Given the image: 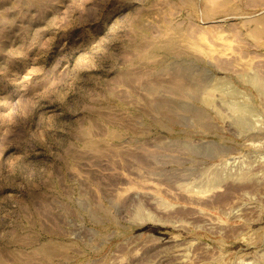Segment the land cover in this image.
Instances as JSON below:
<instances>
[{
	"label": "rangeland",
	"instance_id": "obj_1",
	"mask_svg": "<svg viewBox=\"0 0 264 264\" xmlns=\"http://www.w3.org/2000/svg\"><path fill=\"white\" fill-rule=\"evenodd\" d=\"M0 264H264V0H0Z\"/></svg>",
	"mask_w": 264,
	"mask_h": 264
}]
</instances>
